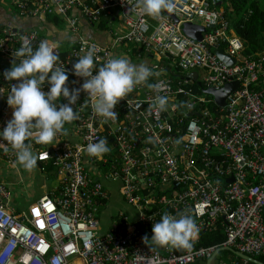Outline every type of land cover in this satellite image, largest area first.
Listing matches in <instances>:
<instances>
[{
  "label": "built area",
  "instance_id": "2783aa9c",
  "mask_svg": "<svg viewBox=\"0 0 264 264\" xmlns=\"http://www.w3.org/2000/svg\"><path fill=\"white\" fill-rule=\"evenodd\" d=\"M221 1L169 0L176 21L164 10L159 18L147 16L139 0H11L20 16H57L73 34L79 32L73 9L89 23L118 14L124 31L111 45L79 38L63 52L56 44L70 90L84 82L73 75L72 65L89 50L94 71L114 58L115 47L122 43L155 56L156 62L153 80L134 86L114 106V121L95 114L94 98L80 91L72 105L76 118L68 122L70 130L63 126L50 145L36 151L37 163L53 164L56 190L27 209L17 208L10 186L0 177V264H194L207 263L220 248L264 256V51L243 54L245 42L218 6ZM186 23L205 29L201 41L184 33ZM22 38L33 49L46 40L35 30L0 25V130L11 119L7 96L17 83L2 73L10 69ZM219 48L235 59L233 66L221 62L215 53ZM175 69L179 75L171 73ZM192 72L198 74L196 81L189 77ZM235 81L239 86L224 107L196 85L222 89ZM48 87L45 83L43 90ZM156 96L167 98L163 110L157 108ZM101 138L109 151L99 159L89 156L87 144ZM34 141L27 140L33 150ZM0 157L17 167L10 145L7 152L0 148ZM102 179L117 183L119 195L133 210L111 217L105 228L98 214L111 192ZM165 212L192 217L198 231L191 241L221 228L225 242L192 245L181 254L171 246L144 242L143 237H151L152 223Z\"/></svg>",
  "mask_w": 264,
  "mask_h": 264
},
{
  "label": "clouds",
  "instance_id": "9594fccd",
  "mask_svg": "<svg viewBox=\"0 0 264 264\" xmlns=\"http://www.w3.org/2000/svg\"><path fill=\"white\" fill-rule=\"evenodd\" d=\"M139 3L141 11L152 18H159L162 10L172 11L169 0H139ZM56 47L55 43L41 40L33 49L31 41L22 38L21 46L12 53L14 59L10 69L2 73L5 80L17 83L11 84L7 96V104L13 111L11 119L0 130V148L7 152L10 145L16 161L27 170L37 166V156L26 141L34 138L36 143L50 145L65 123L76 118L72 105L77 102L81 90L94 98L95 114L104 121H114L117 118L114 106L134 86L144 83L152 75L145 63L132 64L127 57L110 58L94 71V54L89 50L72 65L73 75L85 78L84 82L80 88L70 90L66 86L68 75L64 64L58 62ZM45 83L49 85L47 91L43 90ZM61 97L66 98L67 103L58 102ZM155 103L159 110H163L167 98L156 96ZM84 151L99 159L109 151L108 142L101 138L88 143ZM197 231L190 215L173 216L165 212L159 221L152 223L150 239L147 236L142 239L156 246L191 249L190 241Z\"/></svg>",
  "mask_w": 264,
  "mask_h": 264
},
{
  "label": "crops",
  "instance_id": "0c3cea01",
  "mask_svg": "<svg viewBox=\"0 0 264 264\" xmlns=\"http://www.w3.org/2000/svg\"><path fill=\"white\" fill-rule=\"evenodd\" d=\"M71 13L79 19L78 34L71 33L65 27V24H62V26H57L51 20V17L44 20L36 17L20 16L13 10L11 5L7 4L6 1H0V25L10 24L18 28L19 30L38 31L40 35L46 40H50L51 42L58 44L60 50L63 52L69 51L72 42L77 41L79 38L92 40L103 46L111 45L115 37L121 35L124 31L123 25L117 13H115L111 17V22L108 24L106 29L100 28L98 23H89L85 18L82 17L79 10L77 9H73ZM119 57H127L129 62L132 64L145 63L153 73L152 66L156 62L155 56L146 55L145 53H143V51H141L137 46L133 44H118L114 50V58ZM145 82L150 83L148 82V79ZM64 126L67 131L70 130L69 123H65ZM37 166L39 167L38 163ZM57 188L58 181L55 179L53 181L51 189H48L47 192L43 195L48 194L51 191L56 190Z\"/></svg>",
  "mask_w": 264,
  "mask_h": 264
},
{
  "label": "trees",
  "instance_id": "16d2710c",
  "mask_svg": "<svg viewBox=\"0 0 264 264\" xmlns=\"http://www.w3.org/2000/svg\"><path fill=\"white\" fill-rule=\"evenodd\" d=\"M221 7L228 19L230 20V26L234 32L241 37L245 42V48L243 54L245 56L255 55L256 53L264 51V10L260 7L256 0H222L218 5ZM111 17L103 16L98 22L99 27L106 29L108 24L111 22ZM51 20L57 26H62L64 24L61 19L57 16L51 17ZM97 24V23H94ZM162 65H164L162 63ZM167 71V70H166ZM179 70H172L171 73L174 75H179ZM153 74L148 78V82L153 80ZM193 89L198 92L197 87L193 86ZM112 141V139H110ZM26 143H28L26 141ZM33 152L36 155V151H39L45 147V144L36 143L34 141ZM109 148V146H108ZM39 169L41 172H48L51 177H54L55 169L51 162H38ZM102 165V164H101ZM192 245L199 247H210V246H220L225 242V234L221 230L215 231L213 233L205 232L201 233L200 240L198 242L190 241ZM186 249L174 248L176 253H183ZM219 254H223L221 258L226 259L229 264L234 260H241L233 252L229 250H222ZM257 260L264 262V256L254 257ZM194 264H207L206 262H197ZM250 264V263H248Z\"/></svg>",
  "mask_w": 264,
  "mask_h": 264
},
{
  "label": "rangeland",
  "instance_id": "374dc122",
  "mask_svg": "<svg viewBox=\"0 0 264 264\" xmlns=\"http://www.w3.org/2000/svg\"><path fill=\"white\" fill-rule=\"evenodd\" d=\"M5 1L8 5H11V0ZM256 1L264 10V0ZM199 72L202 75V72ZM181 73L187 74L188 72L181 71ZM0 177L10 186L12 203L22 209H27L30 204L38 201L48 189H51L53 181L57 180L55 175L51 177L48 172H41L38 166L27 170L17 162V167H10L2 157H0ZM102 181L105 189L111 192V198L98 214V218L102 221L101 226L105 228L111 219L110 216L116 217L120 212L132 214L133 210L119 195L117 183H111L104 179ZM222 255L217 256L214 264H219L221 260L228 262L226 259L221 258Z\"/></svg>",
  "mask_w": 264,
  "mask_h": 264
},
{
  "label": "water",
  "instance_id": "95a60500",
  "mask_svg": "<svg viewBox=\"0 0 264 264\" xmlns=\"http://www.w3.org/2000/svg\"><path fill=\"white\" fill-rule=\"evenodd\" d=\"M166 14L172 16L170 14V12H167L166 10H164ZM173 17V16H172ZM174 18V17H173ZM176 21L177 19L174 18ZM183 31L186 35H188L190 38H193L197 41H201L202 40V33L205 32V29L203 27H200L198 25H194L192 23H186L183 25ZM216 55L219 57V59L221 60V62L227 64L229 67L233 66L235 64V59L230 57L229 55L225 54L223 49H217L215 51ZM189 77L192 78L194 81L197 80L198 74L197 72H192L189 74ZM196 85L201 88L202 92L207 94V95H211L214 97L215 102L218 106L220 107H224L226 105V99L227 97L235 92L239 86V83L237 81L232 82V83H228L226 84L222 89H215V88H208V89H204L201 87V84L199 82H196ZM1 99H0V107H1ZM222 250H229L231 252H233L236 256H238L240 259L242 260H246L248 263L250 264H264V262L257 260L253 257L241 254L239 252H234L233 250L229 249V248H220L219 250H217L215 252V254L213 255V257L211 259H209L207 261V264H212V261L217 257V255L222 251Z\"/></svg>",
  "mask_w": 264,
  "mask_h": 264
}]
</instances>
